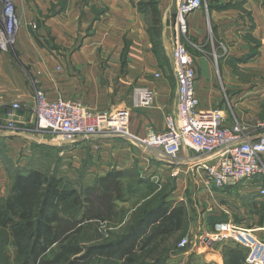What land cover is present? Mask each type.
I'll return each mask as SVG.
<instances>
[{"label":"crops","instance_id":"crops-1","mask_svg":"<svg viewBox=\"0 0 264 264\" xmlns=\"http://www.w3.org/2000/svg\"><path fill=\"white\" fill-rule=\"evenodd\" d=\"M162 4L166 6L163 42L172 66L170 70L163 67L164 73L156 77L154 72L160 64L150 50V39L142 27L143 15L129 0H68L63 9L60 0H25V9L20 8L22 14L25 12V20L23 18L16 45L9 52L0 50V119L6 120L12 103L19 102L21 108L16 113L15 121L22 133L18 134L31 135L32 132L26 126H32L31 123L35 125L33 105L36 87L43 89L50 99L59 96L80 99L91 109L101 111L133 105V87L138 85L151 88L155 102L146 109L140 107L132 111V133L142 137L150 130L165 129L166 115L175 113L177 109L178 84L172 59L174 18L167 19L170 8L173 5L176 8L177 0H162ZM52 5H55L56 14L45 20L39 32H51L56 43L73 49L67 57L57 55L56 50L41 45L29 25L38 20L36 8L47 13ZM206 7L189 15V34L201 44L208 35L214 33L217 41L229 47L230 62L223 61L218 69L219 76L217 72L215 76L212 61L206 56L196 57V89L201 106L221 109L226 124L230 125L235 119L244 121L250 126L251 135L257 139L264 135V0H207ZM102 9H106L105 14ZM95 15L101 18L93 22ZM90 26L96 31L95 36L77 45L73 37L67 34L85 32ZM125 30L133 33L134 41L128 57V72L121 78V88L115 92L112 79L117 77L119 56H110L103 69L98 48L103 47L106 57H109V47L113 44H109L107 33ZM66 38L70 40L66 41ZM40 39L43 40V35ZM218 79L220 86H217ZM224 95L229 97L224 98ZM16 136L11 131L0 129L1 140L12 141L18 138ZM94 139L102 146L123 144L121 152L125 155L119 159L117 170H128L134 160L139 158L140 164L146 169L149 166L147 163L152 161L150 171H155L157 167L182 171L186 177L185 180L181 178L180 182L185 187L193 186V194L201 200H210L216 206V214L224 213L230 221L252 228L256 237L264 240V194L257 182L249 181L244 187L236 186L230 192L215 194L198 173L195 166L197 154L188 148H184L178 161L173 163L141 144L137 146L139 152L132 155L131 141L126 139ZM236 191L244 193V200L249 203L233 210V214L222 204V200H235V206L239 205L241 200L235 198ZM198 214V219L203 218L206 223L205 213L201 215L199 210ZM210 226L213 231L212 222ZM198 227L191 234L194 240L190 244L194 252L198 255H215L216 263L221 264L223 255L218 246L222 244L211 243L205 238L208 233L204 234L205 230L200 224ZM199 232L203 234L200 237Z\"/></svg>","mask_w":264,"mask_h":264},{"label":"built area","instance_id":"built-area-1","mask_svg":"<svg viewBox=\"0 0 264 264\" xmlns=\"http://www.w3.org/2000/svg\"><path fill=\"white\" fill-rule=\"evenodd\" d=\"M20 0H0V50L11 51L23 25ZM207 6V0H177L174 17V44L172 58L177 77L178 96L175 113L165 118V129L150 130L139 139L146 149L159 157L175 163L181 151L188 148L197 154L195 164L199 175L213 189L235 186L242 181H255L264 194V135L255 139L250 126L240 119L226 124L219 108H203L197 95V68L189 46H195L189 37L188 17ZM33 30L37 25L30 23ZM156 73V77H160ZM155 102L154 91L138 86L133 90V106L150 107ZM21 108L13 102L6 120L0 119L9 130H17L16 113ZM33 111L35 126L61 143L72 144L78 140L95 137L131 138L127 109L113 115L108 111L94 110L80 99L59 96L50 99L47 93L35 88ZM20 130V129H19ZM62 138V139H60ZM207 240L216 244L235 242L248 249L247 262L264 264V240L256 237L252 228L233 221H218ZM189 243L183 238L180 246Z\"/></svg>","mask_w":264,"mask_h":264},{"label":"rangeland","instance_id":"rangeland-1","mask_svg":"<svg viewBox=\"0 0 264 264\" xmlns=\"http://www.w3.org/2000/svg\"><path fill=\"white\" fill-rule=\"evenodd\" d=\"M24 1H20L21 10L25 9ZM134 7L142 13L144 22L142 21V27L146 29V34L148 35L151 42V51L155 54L158 63L160 64L155 73H164L162 70L163 67L171 68V61L168 57L164 42V13L166 6L162 4V0H156L157 7L161 13V33L158 41L161 42V46H156L151 39L149 33V27L151 23V6L148 4L149 0H129ZM62 8H65L68 0H60ZM169 4V3H168ZM36 6V5H35ZM203 8H207L204 6ZM202 8V9H203ZM37 9L39 14L38 20L33 21L32 23L37 25L35 29L37 32L33 31L38 42L47 47L50 50H56L57 55L65 56L71 54L70 48L63 47L56 43V38L52 35L51 32L46 31L44 34L39 32V28L44 24L45 20L53 17L56 14L55 5H52L47 13H43L41 9ZM103 14H105L106 9ZM175 6L173 5L169 12L167 13V19L175 17ZM25 12L22 14V18L25 20ZM100 15H95L93 22L100 19ZM30 25V24H29ZM214 27H212L213 30ZM96 31L92 29V26L85 32L79 33H67L70 34L75 40V44L82 42L85 39L93 38ZM214 34V33H213ZM208 35L207 39L201 44L198 43L191 35L190 41L194 43L195 46H192L194 57V62L196 64L197 56H206L208 57L214 66V75L219 76V68H221L222 62L229 61V47L225 43L217 41L216 35ZM43 35V40L41 41L40 36ZM108 41L109 44H113L109 47L110 53L109 57H106L103 47H99L98 51L100 53L101 59V68H105L106 61L110 56H119L120 66L117 69V77L113 78V86L116 92L122 86V80L124 74L128 72L129 64V53L131 46L133 44V33L128 30L119 31V32H108ZM69 38H66V41H69ZM120 53V55H119ZM173 59V58H172ZM243 60V59H242ZM230 62V61H229ZM236 68V66H234ZM172 73V72H171ZM170 73V74H171ZM153 74V76H154ZM172 75V74H171ZM176 77V76H175ZM177 80V77H176ZM219 79L217 86H220ZM135 87H133V90ZM228 91V90H227ZM226 91V92H227ZM226 97L225 95L223 96ZM229 97V95L227 96ZM226 97V98H227ZM140 107H135L133 105L125 106H116L108 109H103L101 111H108L113 113V115L118 114L117 111L127 109L129 112V130L128 132L131 135V138L128 141H131L130 148L132 155L139 152L137 146H140L139 139L141 136H138L131 131V118L132 111L139 109ZM147 107H142L140 109H146ZM32 126H26L28 131H31L32 134L26 133V135H20L22 133L19 129L9 130L3 125L2 129L11 131L14 134H17L18 138H13L12 141L1 140L0 138V199L7 196L10 192L13 179L17 173V170L20 168H36L42 170L48 174H58L62 177L67 178L68 180L74 181L75 185L78 187L92 185L96 178L102 176L106 173V170L117 169L116 166L119 162V159L123 158L125 155L121 151L124 148L123 144H113L112 146H102L99 142L94 141V138L78 140L72 144L61 143L58 138H53L52 136L39 132L34 123H31ZM166 125V124H165ZM19 128V127H18ZM43 134V135H42ZM115 138V137H114ZM62 139V138H60ZM127 140V139H126ZM122 143V142H120ZM129 143V142H128ZM139 157V156H138ZM137 159V158H136ZM139 159V158H138ZM134 160L133 165L129 168V174L131 176H125L122 178L124 181V193L123 199L118 201V210L121 213V222L117 226H102L103 232L106 236H110L111 239L121 237L124 232L135 222L137 214L150 206H153L159 202H169L172 204H181L184 205L189 217V230L181 233L175 234L173 237H170L166 240L165 244L163 243L159 250L153 254L147 262H152L157 259H162L159 264H218L216 263L215 255H198L194 252L192 245L190 244L191 240H194V237H191V234L195 231L196 227L199 224L205 230V233L211 232L210 220H206L210 214L216 213V206L213 203H210V200H201L198 196H195L194 188L185 187V184L181 181L185 180V173L182 171H177V169L169 168H159L155 167V171H150L152 161L147 163L148 168H144L143 164H140V160ZM125 160V159H124ZM126 161V160H125ZM142 166V168H141ZM146 166V165H145ZM153 166V165H152ZM107 167V168H106ZM154 168V169H155ZM144 169V170H143ZM108 170V171H109ZM251 182V181H250ZM249 181H242L238 183L237 186L244 187L248 184ZM191 191V192H190ZM215 194L216 192L223 193L225 190L222 189H213ZM235 198L240 199L241 202L235 206V200H230L225 198L222 200V204L226 205L232 213L233 210L245 206L249 203L245 201L244 193L236 191ZM183 197V199H182ZM202 202V203H201ZM216 204V203H215ZM203 215L205 213V222L203 218L198 219V211ZM253 212L256 211L255 208L252 209ZM258 213V212H257ZM234 214V213H233ZM205 226V227H204ZM199 228V227H198ZM202 232L198 233L200 237ZM183 238H187L189 243L181 247L180 243ZM0 246L4 247L6 251L13 249L11 241L4 237V233L0 230ZM218 248L223 255L225 249L237 248L231 245H219ZM155 259V260H154ZM223 262L221 264H226L231 261V256L222 257ZM119 259H114L110 263L106 264H120Z\"/></svg>","mask_w":264,"mask_h":264},{"label":"trees","instance_id":"trees-1","mask_svg":"<svg viewBox=\"0 0 264 264\" xmlns=\"http://www.w3.org/2000/svg\"><path fill=\"white\" fill-rule=\"evenodd\" d=\"M148 4L149 33L161 46V13L156 0ZM125 176H131L129 170L113 169L92 185L78 187L56 173L18 169L9 194L0 199V230L13 246L10 251L0 246V264H106L114 259L120 264H159L161 258L147 260L168 238L186 231L188 212L181 204L156 203L141 210L121 237L111 239L102 226L121 222L117 202L123 199ZM227 218L224 213L208 216L213 226ZM222 244L237 247L223 252L225 258L231 256L226 264H251L248 249L231 241Z\"/></svg>","mask_w":264,"mask_h":264},{"label":"water","instance_id":"water-1","mask_svg":"<svg viewBox=\"0 0 264 264\" xmlns=\"http://www.w3.org/2000/svg\"><path fill=\"white\" fill-rule=\"evenodd\" d=\"M211 243H213V242L211 241Z\"/></svg>","mask_w":264,"mask_h":264}]
</instances>
